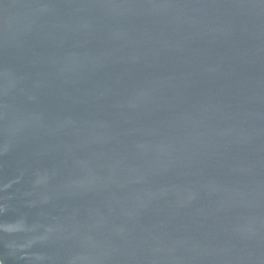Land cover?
Listing matches in <instances>:
<instances>
[{"label":"water","instance_id":"obj_1","mask_svg":"<svg viewBox=\"0 0 264 264\" xmlns=\"http://www.w3.org/2000/svg\"><path fill=\"white\" fill-rule=\"evenodd\" d=\"M0 264H264V0H0Z\"/></svg>","mask_w":264,"mask_h":264}]
</instances>
